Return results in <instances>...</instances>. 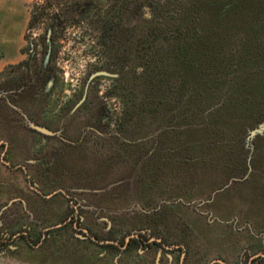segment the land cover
Instances as JSON below:
<instances>
[{
    "label": "rangeland",
    "instance_id": "obj_1",
    "mask_svg": "<svg viewBox=\"0 0 264 264\" xmlns=\"http://www.w3.org/2000/svg\"><path fill=\"white\" fill-rule=\"evenodd\" d=\"M77 2L78 6L84 3ZM89 3L83 13L77 6L72 16L66 15L59 3L47 8L44 0H0V28L4 25L6 29L12 22L7 33H0V264H114V259L116 264H179L184 252L180 245L187 249L183 264H209L212 260L223 261L215 264H264V130L252 138L251 153L227 151L222 161H233L227 162L223 172L218 162L206 165L202 168L209 170L211 178H192L189 187L182 186L180 196L166 197L167 177L180 176L178 168V173L166 171V154L173 151L171 145L177 138L166 142L170 137L166 136V123L158 120L163 118L156 117L159 114L153 104L142 103L145 111L151 112L144 114V119L125 115V95L133 92L125 89L121 75L143 70L138 59L145 61L150 52L147 40L154 41L135 33L132 50H128L122 29L145 26L144 20H152L164 23L163 27L156 25L155 36L171 34L181 23L187 1ZM42 12L59 13V23L63 22L54 29L49 53L44 42L46 26L35 23ZM189 21L199 22V18L190 17ZM47 54L44 64L54 80L47 93L33 96L22 80L16 84L15 80L32 81ZM97 70L117 76L92 79L84 100L76 105L89 75ZM30 123L57 133L43 136ZM4 148L16 168L2 164ZM36 160H46L53 168L36 171L40 167ZM33 182L38 189H61L67 196L59 193L41 213L39 204L44 199L35 198ZM22 194L29 200L27 206L9 203L10 198ZM68 215L83 217L78 234L81 229H91L99 239L123 241L131 233L143 231L147 238L179 245V251L142 245L126 252L116 249L105 258L98 243L70 241L71 223L59 249L51 245L44 252L30 249L23 238L16 237L29 229L37 241L44 228ZM8 245L17 249L12 251ZM156 250L161 251L157 260ZM93 252L100 253L101 259L91 261Z\"/></svg>",
    "mask_w": 264,
    "mask_h": 264
},
{
    "label": "trees",
    "instance_id": "obj_2",
    "mask_svg": "<svg viewBox=\"0 0 264 264\" xmlns=\"http://www.w3.org/2000/svg\"><path fill=\"white\" fill-rule=\"evenodd\" d=\"M186 1L171 34L155 36L156 25L164 23L152 20L122 29L128 50L135 33L153 37V44L147 40L148 57L138 59L143 70L123 72L120 79L133 92L125 95V115L144 119L151 112L142 103L153 104L156 117L163 118L158 120L166 123V142L177 138L172 154H166V171L180 176L167 177L166 197L180 196L192 178H211L206 165L218 162L223 172L227 151L251 153L249 131L264 121V0Z\"/></svg>",
    "mask_w": 264,
    "mask_h": 264
},
{
    "label": "flooded vegetation",
    "instance_id": "obj_3",
    "mask_svg": "<svg viewBox=\"0 0 264 264\" xmlns=\"http://www.w3.org/2000/svg\"><path fill=\"white\" fill-rule=\"evenodd\" d=\"M66 1V4L64 5L62 2ZM78 0H44L45 2V6L49 8L50 6H55L54 4H60V5H64V7H62V11L66 14V15H72L74 16V10L76 9V7L78 6ZM77 2V3H76ZM83 4L78 6V11L83 13V11H85V9L88 7L89 8V0H83ZM45 11V9H44ZM77 11V12H78ZM42 14V15H41ZM39 16L40 19L37 18V20L35 21L36 24H45L46 26V30H45V38H44V42L46 45V53L49 51L51 52L52 48H53V39H54V34H55V28L57 27V25L59 24H63V22L59 23L58 20V16H60L59 13H52V14H46V13H41ZM45 21V22H43ZM42 22V23H41ZM45 53V54H46ZM46 56V55H45ZM45 56L43 58V60L41 61L40 65L38 66V69L35 71V78L30 81L27 82L26 79H22L21 77L18 80H15V84L18 81H23V86L25 88H30L33 93L32 95L35 96L40 95L41 92L42 93H47L49 90V85L51 84V82L54 80L53 77H51V74L49 75V70H48V66L47 64H44V59ZM50 60V59H49ZM45 74V76H44ZM44 77V79H43ZM97 78L94 77L93 80ZM43 80L46 82L44 83ZM91 80L88 84L87 87H89L90 83L93 81ZM50 82V84H49ZM86 87V85H85ZM88 90V88H87ZM87 90H86V94H87ZM11 91V90H9ZM16 88L14 90V92H16ZM85 93V89L83 90V93L80 97V99L83 97ZM36 95V96H37ZM42 95V94H41ZM13 96H15V94H11L10 93V97L13 98ZM86 96V95H85ZM79 99V100H80ZM13 101V100H12ZM5 102H7V100H5ZM7 105H9L11 107L10 101L9 103L7 102ZM34 124V123H33ZM37 125V124H36ZM31 127V126H30ZM34 131L38 132L39 134H42L43 136H54L57 131L51 130L49 128V130L53 131V134H44L40 131H37L36 129H34L33 127H31ZM47 128V127H46ZM48 129V128H47ZM6 145H4L5 147ZM6 148V147H5ZM3 150V152L1 153V162L3 165H5L6 167L8 166L11 169L16 168V165L14 166L12 163L9 162V158L7 157L8 151L7 149ZM46 161V160H45ZM38 162L36 160V166L40 165V167L38 169H36V171H41L45 168L48 167V170L52 167L51 163L48 162ZM33 162L31 161V165L33 166ZM35 165V164H34ZM24 172L26 171L25 168L22 166L21 168ZM30 183V180H29ZM6 185L5 183L2 184V186ZM31 187L34 189V192L36 193L35 198L41 200L39 204V209L41 210V213L45 210L49 209V205L48 201L50 199H53V197H56L59 193H61L64 197H66L67 195L61 190V189H55L52 191H44L42 189H38V185L37 183L33 182L31 184ZM18 201L22 206L27 203L29 204V200L27 201V198L25 196H19V197H14V198H10L9 199V203H14ZM8 203V204H9ZM9 206V205H8ZM26 208V207H25ZM40 213V214H41ZM55 216V215H54ZM82 220L83 217L81 215H68L66 218L61 219L60 222L54 223L53 225H50L46 228H44V230L41 232V235L39 236V239L37 241H35L33 239L32 234L30 233L29 229L28 230H23L20 231L19 233H17L16 237L19 238H23L24 241L26 242V245L28 248L30 249H37V250H42V252L46 251L48 248V245H51V247L55 246V248L59 249L60 247H62L61 242L64 239V235L67 232V227L72 226V240H70L71 242L73 241L74 243H80L82 245V243L84 242V240L89 239L93 244L94 243H98L100 248L102 249V251L104 252V256L105 258L109 257L110 255L114 254L116 252V249L120 252H126V251H132L133 249L137 248L138 246H146L147 249H152L154 245H159V247H161L162 249H166V251L168 252H178L179 249L180 251H184L182 252L181 255V260L179 264H183V262L185 263V261H183L185 259V255H186V250L184 245H180V248L178 249L179 245H175V246H170L165 244L164 242H162L160 239L158 238H147L143 235V231H138L136 233H131L130 235L126 236L125 239L123 241H113V239L108 240V239H99V237L97 235H95L94 233H92V230H86V229H81V234H78V229H80L78 226L80 224H82ZM110 229H108L107 231H109ZM5 238L8 237L9 235L4 234L3 235ZM128 237V238H127ZM8 239L11 240L12 242H15V240L17 239ZM158 239V240H156ZM150 243V244H149ZM71 247V245H70ZM8 248L11 249L12 251H15L17 249L16 246L13 245H8ZM174 248V249H173ZM76 250L77 248H71ZM115 251V252H114ZM157 251V250H156ZM158 253H156V260L158 259V257L160 256V250L157 251ZM90 260L93 261L94 259H101L99 258L100 253L95 254L94 252L91 253V255H89ZM213 261V260H212ZM216 262H213L212 264H215ZM114 264H116V259H114ZM158 264V263H157Z\"/></svg>",
    "mask_w": 264,
    "mask_h": 264
},
{
    "label": "water",
    "instance_id": "obj_4",
    "mask_svg": "<svg viewBox=\"0 0 264 264\" xmlns=\"http://www.w3.org/2000/svg\"><path fill=\"white\" fill-rule=\"evenodd\" d=\"M47 60H48V54L46 55L44 62H47ZM98 76H110V77H114V76H117V74L116 73H111V72L106 71V70H97V71L92 72L89 75L88 79H87V83H86V87H85V92H86V88H87L88 83L94 77H98ZM49 84H50V82H49ZM84 98H85V93H84L83 97L78 101V103L76 105H79L84 100ZM30 126L33 127L34 129H36L37 131H40V132H42L44 134H53V131L47 129L44 126L36 125V124H33V123H30ZM263 130H264V121L262 123H260L258 125V127H255V128H253V129H251L249 131L248 138H251L252 139L253 137H255L257 135V133H261V132L263 133ZM156 240H158V239H156ZM213 262L223 263V261H221V260H213L209 264H212Z\"/></svg>",
    "mask_w": 264,
    "mask_h": 264
},
{
    "label": "crops",
    "instance_id": "obj_5",
    "mask_svg": "<svg viewBox=\"0 0 264 264\" xmlns=\"http://www.w3.org/2000/svg\"><path fill=\"white\" fill-rule=\"evenodd\" d=\"M7 12H8V14H9L10 16H12V13H11L10 10H8ZM11 24H12V22L10 23V25H11ZM10 25H8V27H7L6 29H4V25H3V28H0V30H1L0 33H1V34H4V33H5V30H6V33H7V32L9 31V29H10V27H9ZM2 43L5 45V41H3Z\"/></svg>",
    "mask_w": 264,
    "mask_h": 264
}]
</instances>
